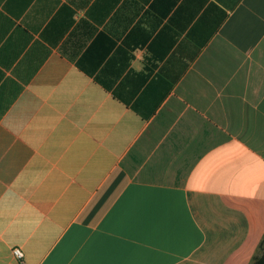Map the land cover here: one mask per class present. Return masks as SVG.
<instances>
[{
    "label": "crops",
    "instance_id": "crops-1",
    "mask_svg": "<svg viewBox=\"0 0 264 264\" xmlns=\"http://www.w3.org/2000/svg\"><path fill=\"white\" fill-rule=\"evenodd\" d=\"M263 242L264 0H0V264Z\"/></svg>",
    "mask_w": 264,
    "mask_h": 264
},
{
    "label": "trees",
    "instance_id": "trees-1",
    "mask_svg": "<svg viewBox=\"0 0 264 264\" xmlns=\"http://www.w3.org/2000/svg\"><path fill=\"white\" fill-rule=\"evenodd\" d=\"M253 264H264V242L262 244L261 254L260 256L255 258V261Z\"/></svg>",
    "mask_w": 264,
    "mask_h": 264
},
{
    "label": "built area",
    "instance_id": "built-area-1",
    "mask_svg": "<svg viewBox=\"0 0 264 264\" xmlns=\"http://www.w3.org/2000/svg\"><path fill=\"white\" fill-rule=\"evenodd\" d=\"M14 254L18 259H22V252L19 249L14 250Z\"/></svg>",
    "mask_w": 264,
    "mask_h": 264
}]
</instances>
